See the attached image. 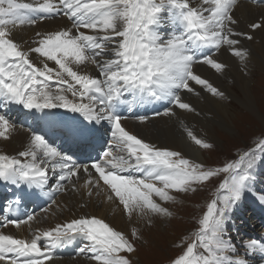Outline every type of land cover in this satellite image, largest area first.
<instances>
[{
    "label": "snow or ice",
    "instance_id": "6c2138e0",
    "mask_svg": "<svg viewBox=\"0 0 264 264\" xmlns=\"http://www.w3.org/2000/svg\"><path fill=\"white\" fill-rule=\"evenodd\" d=\"M236 5L237 0H0V104H20L35 110L41 114L37 119L50 129L60 127L74 139H88L92 129L57 120L51 110L78 113L88 125L106 122L111 126L109 139L121 149L118 156L107 151L104 159L81 165L63 155L44 135L34 134L31 145L18 155L0 154V181L51 191L50 171L56 173L59 183L79 179L77 174L83 173L88 186L99 188L101 181L109 186L129 216L137 211L171 216L169 209L153 197L172 201L175 197L169 190L195 191L193 184L211 182L223 173L226 175L216 197L198 220L195 238L182 246L170 264H251L252 255L264 258V240L250 238L237 243L227 228L234 209L255 183L257 166L264 162V139L222 167H211L138 138L122 126L119 112L121 104H129L131 110L132 105L158 101L195 111L181 96L183 90L193 91L190 81L214 97L227 99L225 91L194 74L193 65L202 61L216 72L224 70L226 63L212 54L222 45L234 57L245 60L248 53L235 37H252L236 31ZM48 15H63L71 26L36 32V39L30 43L16 38L18 28L35 26ZM165 27L173 31L165 34ZM249 28L264 29V19L252 22ZM47 62H54L58 68L49 67ZM88 63L95 66L98 75L82 74L80 66ZM165 114L175 113L169 107ZM138 119L144 122L148 117ZM9 127V120L0 115V137ZM187 135L196 145L212 147L192 131ZM261 193L258 199L264 204V191ZM32 219V215L27 216V220ZM24 222L8 219L6 224L19 228ZM6 224L0 221V227ZM74 236L87 241L80 251L90 253L100 264H133L129 258L137 251L133 241L95 216L57 224L30 240L0 232V260L45 264L57 245ZM45 239L49 243L42 246L40 242Z\"/></svg>",
    "mask_w": 264,
    "mask_h": 264
},
{
    "label": "bare ground",
    "instance_id": "6f19581e",
    "mask_svg": "<svg viewBox=\"0 0 264 264\" xmlns=\"http://www.w3.org/2000/svg\"><path fill=\"white\" fill-rule=\"evenodd\" d=\"M20 2L36 3L47 2V0H20ZM52 2L55 3L56 0H52ZM190 2H194V0H190ZM234 12L235 18L238 20L236 31L246 32L247 35L252 37L251 40L246 39L244 36L235 37L240 40L241 47L248 53L245 60L241 61L240 58L234 57L231 50L227 49L226 45H222L217 53L213 52L212 54L213 58L218 59L219 62L226 63L224 70L216 72L210 66L204 65L202 61L193 65L194 74L208 79L214 86L225 91L227 99L221 100L218 97H214L203 86L195 85L194 82L190 81L193 91H182L181 96L182 100L189 103L195 111L179 109L178 106L168 104V108H172L174 115L165 114L167 112L166 109L162 114L151 117V119L143 123L138 118L136 119L135 114H127L124 119L126 121L124 125L126 130L140 136L146 142L158 147L179 151L183 156L190 157L194 161L201 163L205 161L204 153L206 150L202 146L195 144V141L187 135L188 131H192L193 135L198 139L213 145L215 143L212 142H218L216 137L219 132L221 133L220 130L234 132L233 124L244 114L249 117L248 119L251 117L257 118L264 124V118L258 112L261 107L264 108V29L249 28L252 22H260L264 19V3L260 5L252 0H237ZM260 17H262L261 20ZM70 26L69 20L63 15L46 16L42 22H38L35 26L18 28L16 30V38L30 43L36 39V32L56 31ZM167 28L170 30L166 31ZM162 31L168 34L173 30L170 27H165ZM47 63L51 68H58V65L54 62ZM74 70L78 69L74 67ZM79 70L82 71V74H89L93 71L92 75H98L95 66L90 63L80 66ZM69 98H71L70 94ZM13 105L9 104L4 110H9ZM59 110L71 115L76 114V117L86 120L78 113L70 112L67 109ZM0 115L2 114L0 113ZM248 119L243 120L241 125L247 124ZM8 120L10 127L5 132V136L0 137V147L8 146L10 155H18L19 151H23L31 145L33 136L26 128L17 125L13 120ZM117 149L121 152L120 147ZM116 153L117 150L111 155L115 157ZM48 175L49 178L52 176L49 173ZM78 176L80 177L79 179L73 177L66 183H60L59 188L62 189V193L58 199L64 202L61 211L54 213L51 210L46 211V213L35 214L32 220H27L24 222L25 224L22 223L19 228L6 224V227L0 228V232L11 234L15 238L30 240V229L34 228V235H36L55 227L57 224H66L74 218L92 216L107 221L111 227L118 231H124L126 230L124 228H128V225H133L134 221L137 224L138 221H143L145 218L150 220L152 217H156L154 215H143L139 211L129 216L119 198L115 197L114 192L109 190V186H104L101 181V187H90L86 184L87 176L83 173ZM57 181L56 175L49 182ZM3 184L5 185L6 182L0 181V203L2 202V197H5L7 201L10 196V193L8 194L7 190L1 187ZM46 190L41 191L38 189L41 192L40 197H38L46 199ZM90 190H94V193L98 192V197H91L90 200H87V194ZM20 193L23 194V192ZM169 194H171V191H169ZM49 197L52 198L51 193H49ZM153 199L160 203L159 198L153 197ZM81 204H83V207L80 206ZM58 250L60 251L61 247H58ZM55 259L47 260L45 264H100L99 261L94 260L92 257L89 259L81 256ZM260 263L262 264L263 261ZM0 264H9V261L0 260Z\"/></svg>",
    "mask_w": 264,
    "mask_h": 264
},
{
    "label": "rangeland",
    "instance_id": "374dc122",
    "mask_svg": "<svg viewBox=\"0 0 264 264\" xmlns=\"http://www.w3.org/2000/svg\"><path fill=\"white\" fill-rule=\"evenodd\" d=\"M168 30L170 29L167 28L166 31ZM258 112L264 118V108L261 107ZM2 113L4 114L5 111ZM248 118L249 117L244 114L240 119H237L233 124L235 128L234 132L223 129L220 130L221 133L219 132L216 137L218 142H212L215 144H211V148H204L206 151L204 153L205 161L203 163H205L206 166L222 167L224 163L237 159L238 155L242 154L243 151L254 148L257 143L264 139L263 122L257 118ZM247 119L249 120L247 124L244 126L241 125V122ZM8 150V146L0 147V154L10 155ZM181 156L189 159L193 163H199L190 157L183 156L182 153ZM262 170L264 171V168ZM225 175L226 174L221 173L218 177L212 178L211 182L193 184L192 188H195V191L189 189L188 192L184 193L178 192L177 190H169L171 191L170 195L175 197L174 200L160 201V203L169 209L172 213L171 216L164 217L163 215H154L156 217H152L150 219L151 221L145 218L143 221H138L137 224L136 221H134L133 225H128V228L125 227L124 229L126 230L123 232L136 244L135 247L137 251L129 257L133 264H170V260L181 252L182 246H186L187 243H190L192 239L195 238V229L198 227V220L202 218L203 214L206 212L211 199L216 197V189ZM258 178H263L262 174H260ZM260 185H262L260 188L264 191V180L254 183L256 189H258L257 186ZM61 193L62 192H58V196H52V198H54L53 202L35 214L46 213V211L51 210V212L54 213L59 210L61 211L64 206V202L58 199ZM97 195L98 192L94 193V190H90L87 194V200H90L91 197H98ZM259 196L260 195L254 193V188L252 186L246 195V199L241 201L238 205L240 207L238 208L240 210L239 213H241L242 217L246 218L245 216H248L245 210L246 200H253L255 204H258L260 203L258 201ZM80 206L83 207V204ZM233 215L231 216L232 218ZM43 221L45 222V220ZM105 222L108 223L107 221ZM252 222H254V220H252ZM240 223L241 222H238V226ZM248 226H251V224H248ZM32 231L35 232V229L33 228ZM133 232H135V235L132 234ZM230 232L231 235L236 238L234 231L231 230ZM236 240L237 238L235 241ZM81 255L85 259L91 258V254L88 252H83ZM255 262L256 261H252L251 264H256ZM260 262L262 261L260 260L259 263Z\"/></svg>",
    "mask_w": 264,
    "mask_h": 264
}]
</instances>
